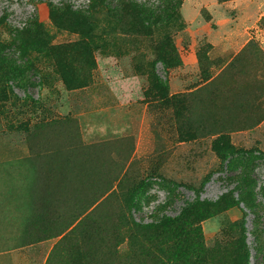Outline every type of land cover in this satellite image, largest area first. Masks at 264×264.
Wrapping results in <instances>:
<instances>
[{
    "label": "rangeland",
    "instance_id": "rangeland-1",
    "mask_svg": "<svg viewBox=\"0 0 264 264\" xmlns=\"http://www.w3.org/2000/svg\"><path fill=\"white\" fill-rule=\"evenodd\" d=\"M231 1L0 0V58L30 62L0 65V264H264V4Z\"/></svg>",
    "mask_w": 264,
    "mask_h": 264
},
{
    "label": "crops",
    "instance_id": "crops-1",
    "mask_svg": "<svg viewBox=\"0 0 264 264\" xmlns=\"http://www.w3.org/2000/svg\"><path fill=\"white\" fill-rule=\"evenodd\" d=\"M244 1L247 7V18L254 17L253 15L259 11L257 4L264 2V0H232L233 3H240ZM252 7H255L257 11H250ZM264 15V11L261 12ZM250 36V34L248 33ZM248 38V40H250ZM190 56V55H189ZM102 72L104 75L105 85L109 90V94L120 104L129 105L135 104L144 99V86L145 80L138 75H125V69L122 65L113 63L112 60H105L102 65Z\"/></svg>",
    "mask_w": 264,
    "mask_h": 264
},
{
    "label": "trees",
    "instance_id": "trees-1",
    "mask_svg": "<svg viewBox=\"0 0 264 264\" xmlns=\"http://www.w3.org/2000/svg\"><path fill=\"white\" fill-rule=\"evenodd\" d=\"M168 1L169 0H167V2ZM165 7H166V4L163 3L161 8L157 7L156 11H153V12L150 11L149 15L157 17V16H159L158 13H163V12L165 13L166 12ZM163 9H164V11H163ZM20 45L25 46L24 43H22V44L13 43V46L15 48L20 46ZM23 46H22V48H25ZM22 48H21V50H22ZM33 51L38 52L41 55L44 53H47V55L48 54L51 55L50 48H46V47L45 48H36L35 47ZM20 61H22V60H20ZM23 61H24V63H21L19 65V64H16L15 60H6V59L1 57L0 58V65L5 66L9 71L13 72V77H18L19 80H23L22 79L23 73H21L22 69H26L27 65L30 66L29 61H26V60H23ZM53 64L52 65L54 66V69L56 70V72H58L57 71L58 68H57L56 64L55 63H53ZM165 66H166V64H165ZM31 68H35V67H31ZM59 75L62 78V75L61 74H59ZM62 81H63V78H62ZM146 93H147V91L145 92V94ZM222 154L224 155L225 159H227V158L230 159L229 164L233 169H235L236 167L241 168L239 175H237V177L235 176L234 180L236 179L237 187H239L242 190L244 195L249 194L250 188L252 187V182H251L250 176L248 175V170L251 169V166H253V163L255 161L254 157L251 155V153L249 155H244L241 157V155L238 152H235V150L233 148H231V146H229L228 144H226L223 147ZM262 194H264V191H262ZM248 197L251 200L250 194ZM262 207H264V206H262ZM251 210H254V212H256L255 208H253Z\"/></svg>",
    "mask_w": 264,
    "mask_h": 264
}]
</instances>
